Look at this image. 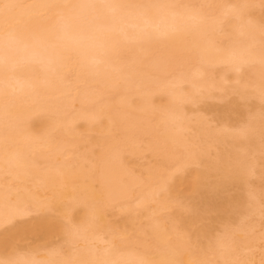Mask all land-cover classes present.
Masks as SVG:
<instances>
[{
	"label": "bare ground",
	"instance_id": "bare-ground-1",
	"mask_svg": "<svg viewBox=\"0 0 264 264\" xmlns=\"http://www.w3.org/2000/svg\"><path fill=\"white\" fill-rule=\"evenodd\" d=\"M8 32L0 264H264V0H0Z\"/></svg>",
	"mask_w": 264,
	"mask_h": 264
},
{
	"label": "clouds",
	"instance_id": "clouds-1",
	"mask_svg": "<svg viewBox=\"0 0 264 264\" xmlns=\"http://www.w3.org/2000/svg\"><path fill=\"white\" fill-rule=\"evenodd\" d=\"M133 29H138L139 24L128 25ZM13 34L0 33V41H11ZM71 43L76 50L81 52L86 64L93 70L98 68L103 61L100 59L99 52L103 48L102 37L99 29L84 31L78 36L70 37ZM21 62L20 50L8 43L6 46L0 44V69L8 70Z\"/></svg>",
	"mask_w": 264,
	"mask_h": 264
}]
</instances>
